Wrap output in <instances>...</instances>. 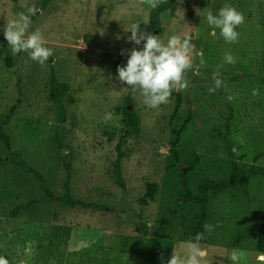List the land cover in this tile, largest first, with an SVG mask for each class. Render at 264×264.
Returning <instances> with one entry per match:
<instances>
[{
  "label": "rangeland",
  "instance_id": "rangeland-1",
  "mask_svg": "<svg viewBox=\"0 0 264 264\" xmlns=\"http://www.w3.org/2000/svg\"><path fill=\"white\" fill-rule=\"evenodd\" d=\"M43 2L0 0V128L6 136L0 141V257L8 264H167L173 249L182 251L194 238L198 185L210 179L233 184L209 193L205 224L213 230L204 229L201 242L209 264H231L233 249L251 254L242 264H257L264 177L245 175L262 166L253 164L251 140L264 145V0H180L161 15L158 28L149 18L152 8L138 0ZM225 4L245 17L234 43L219 28L210 35L206 20L209 9L216 15ZM31 7L36 13L28 31L39 29L53 51L43 64L27 52L13 54L4 37L7 22ZM133 22L165 44L172 35L191 36L195 64L196 53H203L205 64L186 73L187 90L174 89L157 108L118 80L117 67L143 47L127 39ZM226 53L234 64L225 62ZM218 66L222 86L210 93ZM52 74L67 87L62 125L49 100ZM124 109L138 116L137 132L127 127ZM107 112L112 120H104ZM118 144L124 188L113 169ZM12 153L42 177L46 191L14 164ZM65 196L77 205L61 202ZM32 200L37 203L12 216Z\"/></svg>",
  "mask_w": 264,
  "mask_h": 264
},
{
  "label": "clouds",
  "instance_id": "clouds-1",
  "mask_svg": "<svg viewBox=\"0 0 264 264\" xmlns=\"http://www.w3.org/2000/svg\"><path fill=\"white\" fill-rule=\"evenodd\" d=\"M139 4H147L150 8L158 7L162 0H138ZM36 13L34 7L28 8L27 14L19 13L16 19L7 22L4 28V37L11 47L13 54L27 52L31 60L40 64L48 61L53 56L52 49L45 46V39L39 29L29 33L31 25L30 16ZM206 20L213 31L210 35L215 36V29H220V36L228 43L238 40L239 34L235 29L244 23L243 13L235 7L225 4L214 15L209 9L206 13ZM140 22H133L127 29L131 35L128 41L135 45H140L143 41L141 50L133 48L127 59L126 66H118V80L131 87L133 92L140 90L144 97V103L157 108L161 104L168 102L172 91L187 90L189 81L186 73L189 70L196 71L205 64L203 53L197 52L200 56L199 64L193 61V50L195 45L191 42V37L186 36L181 39L178 35H172L167 43H163L157 35L146 33L140 29ZM225 62L234 64L236 59L233 55L226 53ZM213 74L214 87L209 92H214L222 86V80L218 78L219 68ZM253 96L259 95L258 89H253ZM233 99L232 96L228 97ZM113 119V114L107 112L104 116L105 121ZM204 229L210 233L213 226L205 224ZM205 239L204 233H197L194 238L186 241L181 247L182 251L172 250L167 264H209L206 246L201 242ZM251 254L245 250L233 249L229 253L228 259L231 264H242L247 261ZM257 264H264V253L257 255ZM0 264H8V261L0 257Z\"/></svg>",
  "mask_w": 264,
  "mask_h": 264
},
{
  "label": "trees",
  "instance_id": "trees-1",
  "mask_svg": "<svg viewBox=\"0 0 264 264\" xmlns=\"http://www.w3.org/2000/svg\"><path fill=\"white\" fill-rule=\"evenodd\" d=\"M49 1L50 0H44L43 2L44 6L48 4ZM177 1H180V0H166L163 3L159 4L158 7L150 11L149 18L154 28L159 27L161 15L166 11H171L173 3ZM66 91H67V87L64 84L60 83L57 80L56 76L52 74L50 81H49V85H48V94H49V100L54 109L56 120L60 125L64 124L67 120V108L64 102L65 97H66ZM16 103L17 104L20 103V98L17 100ZM123 114H124L126 125L130 129V131L137 132L138 126H139V119H138V116L135 114V112L124 109ZM5 139H6V136L3 133V130L0 128V141H5ZM55 141L60 148H63V149L65 148V145L59 138V134L55 135ZM251 141L253 144V151L255 152V154H253V164L256 165L257 163L260 162L262 166H259V167L252 166L246 173L245 177L247 179L250 177H254V176L264 177V145L259 140H257V138H254ZM116 149H117L116 150L117 157H116V162L113 166L114 174L116 177L117 185H119L121 188H124L123 180L121 178V172H120V162H121V157H122L121 150H120V144H118ZM9 157L10 159H12L14 164L21 171L34 175L35 178L40 182L42 189L46 191V186H45V183L42 177L34 169L29 167L18 153H12L10 154ZM68 159H69L68 155H65L63 157V169L66 172V177H67L64 183L65 189H67L68 181L71 178L69 163L67 162ZM2 162L6 163L7 161L2 160ZM232 184H233L232 181L217 183L210 179H203L199 182L198 196L196 197V203L198 205L199 213L197 214L195 226L192 229L193 237H195L197 233H203L204 231L206 214H207L208 205H209V193L211 191H214V192L225 191ZM60 201L64 202L66 205L70 207H74L77 205V202L69 200L67 196L63 197ZM36 203L37 201L32 200L24 206L15 208V210L12 212V216L15 217L20 211L28 210L32 204H36ZM145 229L146 227L143 228L144 232H145ZM143 234L145 235V233ZM255 249L258 252V254L264 253V202H263V208H262V214H261V220H260L258 239L256 242Z\"/></svg>",
  "mask_w": 264,
  "mask_h": 264
},
{
  "label": "crops",
  "instance_id": "crops-1",
  "mask_svg": "<svg viewBox=\"0 0 264 264\" xmlns=\"http://www.w3.org/2000/svg\"><path fill=\"white\" fill-rule=\"evenodd\" d=\"M99 233H101V235H102L101 238H102V239H103V238H108V235H109V234L107 235V234L104 233V232H99ZM108 233H109V232H108ZM116 235H117L118 237H120V238H122V236H123V234L120 233V232H119V234H116ZM132 237H133L135 240H137V239H139V241L142 240V238H141L142 236H139L138 234H133ZM101 238H100V239H101ZM144 238L146 239L147 237H144ZM100 239H99V240H100ZM99 240H97V241H99Z\"/></svg>",
  "mask_w": 264,
  "mask_h": 264
},
{
  "label": "water",
  "instance_id": "water-1",
  "mask_svg": "<svg viewBox=\"0 0 264 264\" xmlns=\"http://www.w3.org/2000/svg\"><path fill=\"white\" fill-rule=\"evenodd\" d=\"M129 109H130V107H129ZM129 109H128V110H129Z\"/></svg>",
  "mask_w": 264,
  "mask_h": 264
}]
</instances>
